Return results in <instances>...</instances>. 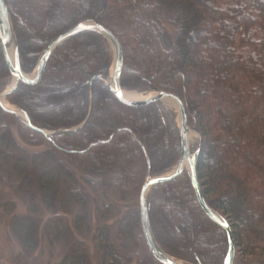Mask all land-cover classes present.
<instances>
[{"label":"trees","instance_id":"obj_1","mask_svg":"<svg viewBox=\"0 0 264 264\" xmlns=\"http://www.w3.org/2000/svg\"><path fill=\"white\" fill-rule=\"evenodd\" d=\"M4 1L25 73L34 71L55 37L95 19L122 45V88H158L184 101L188 126L199 134L202 193L233 230V264H264V0ZM112 63L111 45L99 31L86 30L60 43L40 81H19L6 97L30 124L0 104V153L16 162L29 186L35 182L43 189L64 169L73 179L66 182L67 191L79 197L69 163L92 192L136 199L135 256L124 257L108 234L100 233L101 264H164L147 244L140 193L149 172L147 157L152 176L180 160L177 114L162 101L127 105L102 78L89 83L95 75L109 76ZM10 77L0 41V93ZM18 140L26 147L45 146L31 160L36 165L38 158L40 164L53 158L54 167L30 178L25 166L30 156ZM147 203L154 235L166 253L190 264L226 263L228 233L201 207L187 169L154 184ZM72 253L70 264H91Z\"/></svg>","mask_w":264,"mask_h":264},{"label":"rangeland","instance_id":"obj_2","mask_svg":"<svg viewBox=\"0 0 264 264\" xmlns=\"http://www.w3.org/2000/svg\"><path fill=\"white\" fill-rule=\"evenodd\" d=\"M27 74L32 77L35 71ZM11 81L12 77L8 79L5 89ZM126 90L145 92L151 89ZM175 113L178 115L177 111ZM189 128L193 130L190 126ZM195 132L196 138L191 144L193 150L200 143L199 134ZM19 143L30 156L29 159L27 156L25 164L30 178L33 177L34 180L37 175L54 167L53 158H42L43 164H40L38 158L39 164L36 165L31 160L34 158L33 154H43L45 146L26 147L21 141ZM16 153L15 155L19 154ZM1 155L0 153V264H70L71 259L68 258L74 249L72 255H79L91 264H101V252L96 246L100 233H107L109 242L124 257L135 256L137 244L133 238L132 221L133 215L139 211L136 199L129 196L121 200L113 192H92L80 178L81 174L76 166L69 163L66 165L73 170V177L80 184H76L81 189L79 197L70 195L67 191L69 181L73 179L64 169L60 170V177L47 182L43 189L35 182L29 186L28 180L17 172L16 162L13 159L6 160ZM177 165L178 163L161 175H169ZM175 259L181 264H190Z\"/></svg>","mask_w":264,"mask_h":264},{"label":"water","instance_id":"obj_3","mask_svg":"<svg viewBox=\"0 0 264 264\" xmlns=\"http://www.w3.org/2000/svg\"><path fill=\"white\" fill-rule=\"evenodd\" d=\"M86 30H96L104 34L108 39L113 51V64L111 68L112 73L109 76H105L102 74L95 75L89 80L90 84H92L93 81L97 78L104 79L108 84V86L111 88L114 95L121 102L130 106H143L156 101L164 102L165 99L174 100L178 104V127H179L180 139H181V157L178 162L177 168L169 175L152 176L150 172V160L149 157H147V161L149 164V172L140 193L141 225L147 244L151 252L159 261H161L164 264H181L174 257L166 253L159 245L158 241L156 240L149 217L147 196L150 188L154 184L170 180L175 176L179 175L180 173H182L183 170L186 168L187 171L189 172L192 185L195 189L201 207L211 219H213L215 222H217L222 227H224L228 233L229 251L225 264H233L235 257V240H234L233 230L230 224L214 208H212L207 203L202 193V189L197 175V161L200 152V143L198 144L197 148L194 151H192L191 145L189 143L190 128L188 126V115L184 101L175 93L153 87L151 89L154 93L149 97L143 99H130L126 97L123 94L122 91L123 88L121 86V74L123 67L122 45L119 39L116 37V35L108 28L100 24L97 20L95 19L82 20L78 22L76 25L72 26L68 30L58 35L57 37H55L51 41V43L45 48L43 55L39 59L36 68L34 70L35 74L32 77H29L28 74H26L21 68L19 49L17 45L16 36L14 33V26L11 19L10 7L6 4L4 0H0V41L4 51L5 58L10 68L11 77L16 78V81L12 87L7 88L0 93L1 106L9 110L10 112H13L16 115L22 117L28 124H30V119L23 110L18 108L19 111H22L24 116L21 115L17 109H12L5 106L2 103L1 99L3 97L6 98L10 92L14 91L19 81H23L28 84H37L42 78V75L46 68L47 61L51 53L54 51V49L64 40ZM13 41H15L16 48H15L14 59L12 60L9 54V47L11 46ZM186 162H188V167L186 166Z\"/></svg>","mask_w":264,"mask_h":264},{"label":"bare ground","instance_id":"obj_4","mask_svg":"<svg viewBox=\"0 0 264 264\" xmlns=\"http://www.w3.org/2000/svg\"><path fill=\"white\" fill-rule=\"evenodd\" d=\"M15 48H16V44H15V41L12 42L11 46L9 47V54H10V57L12 58V60L14 59V54H15ZM111 73H112V69H111ZM16 81V78H12V81L10 82L8 88L12 87L14 85ZM123 94L130 98V99H143V98H146V97H149L150 95H152L154 92L152 90H149V91H145V92H140L138 90H126V89H123ZM2 103L9 107V108H12V109H17L19 111V109L11 104L7 98H2L1 99ZM164 102L167 104V106L175 111L178 112V104L174 101V100H169V99H165ZM21 115H23L22 111H19ZM24 116V115H23ZM196 132L189 129V143L190 145L194 143L195 141V138H196ZM186 166L188 167V162H186Z\"/></svg>","mask_w":264,"mask_h":264}]
</instances>
